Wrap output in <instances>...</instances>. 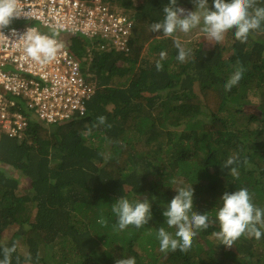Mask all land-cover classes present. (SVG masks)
<instances>
[{"label":"trees","instance_id":"1","mask_svg":"<svg viewBox=\"0 0 264 264\" xmlns=\"http://www.w3.org/2000/svg\"><path fill=\"white\" fill-rule=\"evenodd\" d=\"M114 1L132 6L136 21L126 56L73 37L79 58L88 47L95 52L88 81L96 91L85 114L30 122L24 138H0V242L16 244L12 264L29 253L32 264H115L125 256L136 264H264V235H242L232 248L212 236L225 191L247 188L264 210V23L245 43L233 28L219 44L206 45L204 37L197 47L185 46L191 55L181 63L178 37L150 29L170 0ZM184 3L192 0H178V6ZM209 7L214 10L213 0ZM161 51L167 56L157 71ZM237 60L243 77L225 91ZM101 115L110 128L94 126ZM229 157L237 158L235 174L221 168ZM191 185L194 211L208 213L209 227L197 231L187 252H162L157 229L175 233L164 224L162 204L177 194L174 189ZM121 196L155 197L152 220L140 229L113 231L111 204ZM101 215L107 227L97 223Z\"/></svg>","mask_w":264,"mask_h":264},{"label":"clouds","instance_id":"2","mask_svg":"<svg viewBox=\"0 0 264 264\" xmlns=\"http://www.w3.org/2000/svg\"><path fill=\"white\" fill-rule=\"evenodd\" d=\"M195 6L194 11L186 10L178 6V0H170L163 6L162 19L150 25L152 33L163 34L164 37H174L177 32L189 33L192 29L200 27L206 36L221 43L225 34L235 28V39L245 43L249 33L259 30L264 23V7L257 6V0H213L214 10H210L209 0H192ZM19 0H0V30L8 27L11 21L21 16L19 14ZM127 7V6H124ZM128 8V7H127ZM131 13H133L131 11ZM0 34H3L0 31ZM13 34L15 32L13 31ZM24 41V52L28 58L40 65L52 62L62 44L53 36L40 33L36 28H29L21 37ZM74 41V39H73ZM174 46L178 50L176 59L181 63L185 62L191 55V49L185 48L179 38H174ZM126 56V55H124ZM160 60L155 64L157 71L163 70L161 61L166 59L167 53H159ZM244 67L239 60L233 65V71L224 84L225 91H230L237 85L244 74ZM95 127L106 126L107 118L98 116ZM89 134L91 129L88 130ZM237 163V158L229 157L221 166L222 170L228 168L235 174L237 169L231 167ZM176 195L169 203L162 204L164 208L162 215L169 228H174L175 233H171L160 226L157 229L156 238L159 241L160 250L187 252L192 246L193 237L198 230H206L209 227L208 213L194 211L193 197L194 189L189 187H179L174 189ZM152 197L150 201L147 197L143 200L139 197L130 201L121 196L111 204V211L116 217V223L112 225L113 231H123L128 226L140 229L152 220ZM215 218L219 224V231H214L212 236L226 248H232L233 243L242 235L254 237L257 240L264 233V210L254 205L252 195L247 188L236 189L234 192L225 191L219 198L215 207ZM97 223L107 227V219L101 215ZM17 251V246L13 243L0 242V264H12V258ZM17 264H32L31 254H27L23 262L17 257ZM115 264H136L134 257L116 259Z\"/></svg>","mask_w":264,"mask_h":264},{"label":"built area","instance_id":"3","mask_svg":"<svg viewBox=\"0 0 264 264\" xmlns=\"http://www.w3.org/2000/svg\"><path fill=\"white\" fill-rule=\"evenodd\" d=\"M19 14L0 34V138H22L30 122H66L84 115L96 86L88 81L94 50L79 58L73 37L127 55L135 25L131 10L114 0H19ZM34 27L62 47L40 65L28 58L21 38ZM13 31L15 34H13Z\"/></svg>","mask_w":264,"mask_h":264},{"label":"rangeland","instance_id":"4","mask_svg":"<svg viewBox=\"0 0 264 264\" xmlns=\"http://www.w3.org/2000/svg\"><path fill=\"white\" fill-rule=\"evenodd\" d=\"M136 2H137V4H140L141 3V0H136ZM189 5V6H188ZM179 7H183V8H185L186 10H189V11H194L195 10V6H194V4L193 3H190V4H182V5H180ZM132 12H133V9H132V6L129 8ZM198 28V29H197ZM197 28H194V29H192L189 33H187V34H185V33H181V32H177L176 34H174V35H176V37H178V38H180L181 40V43L184 45V46H187V47H189V46H192V47H197L200 43H201V41H203V39L202 38H204L205 37V44L206 45H208L209 43H211V44H215V41H212V40H210L207 36H206V34H204L199 28L200 27H197ZM193 31V32H192ZM192 32V34L193 35H189L190 33ZM56 34V33H55ZM226 35V34H225ZM192 43V44H191ZM189 44H191V45H189ZM149 47H150V45H148L146 48H147V50L149 49ZM124 55V54H123ZM253 99L256 101V102H258V99L256 98V97H253ZM38 122V121H37ZM39 122H42V121H39ZM25 137V134L23 135V137L22 138H24ZM28 139L30 140V141H32L31 140V138H29L28 137ZM15 173H21L20 171H17L16 170V172ZM21 179H22V181L23 182H27V180H26V178H24V175L21 173ZM11 233L12 232H7L6 233V238L7 239H9L10 238V235H11ZM21 253H23L24 255L25 254H27V248H24L23 247V249H21Z\"/></svg>","mask_w":264,"mask_h":264}]
</instances>
